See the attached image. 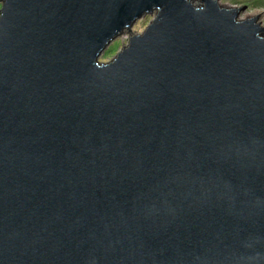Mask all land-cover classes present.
Masks as SVG:
<instances>
[{
	"label": "water",
	"instance_id": "water-1",
	"mask_svg": "<svg viewBox=\"0 0 264 264\" xmlns=\"http://www.w3.org/2000/svg\"><path fill=\"white\" fill-rule=\"evenodd\" d=\"M0 5V264H264L258 16L216 0Z\"/></svg>",
	"mask_w": 264,
	"mask_h": 264
},
{
	"label": "rangeland",
	"instance_id": "rangeland-1",
	"mask_svg": "<svg viewBox=\"0 0 264 264\" xmlns=\"http://www.w3.org/2000/svg\"><path fill=\"white\" fill-rule=\"evenodd\" d=\"M223 8L233 9L242 8L240 19L245 20L249 18H256L258 16V23L264 28V0H216ZM195 5H200L196 1ZM156 12L144 15L137 20L132 26L131 30H125L118 38H116L105 50L100 61L108 63L112 61L122 49L128 45L130 38L133 35L142 34L147 26L153 21ZM264 37V35H263Z\"/></svg>",
	"mask_w": 264,
	"mask_h": 264
},
{
	"label": "snow or ice",
	"instance_id": "snow-or-ice-1",
	"mask_svg": "<svg viewBox=\"0 0 264 264\" xmlns=\"http://www.w3.org/2000/svg\"><path fill=\"white\" fill-rule=\"evenodd\" d=\"M0 7H3V5H0Z\"/></svg>",
	"mask_w": 264,
	"mask_h": 264
}]
</instances>
